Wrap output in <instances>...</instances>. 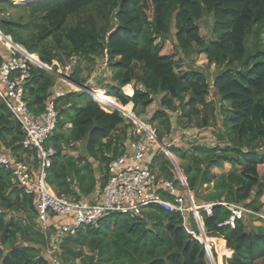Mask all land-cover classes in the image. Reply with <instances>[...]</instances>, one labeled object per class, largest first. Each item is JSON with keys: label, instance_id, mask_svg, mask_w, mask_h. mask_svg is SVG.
<instances>
[{"label": "trees", "instance_id": "obj_1", "mask_svg": "<svg viewBox=\"0 0 264 264\" xmlns=\"http://www.w3.org/2000/svg\"><path fill=\"white\" fill-rule=\"evenodd\" d=\"M31 1L35 0L13 5L0 0V35L12 43L11 49L42 68L31 67L24 85L28 110L37 116L46 102H52L58 113L46 143L55 150L46 172L52 191L71 200L99 193L107 181L110 160L119 157L128 142L147 138L144 132L135 133L134 124L125 118L133 116L130 104L139 118L159 97V109L146 124L160 142L172 129L169 113L178 114L179 122L197 130L210 128L220 116L217 145L166 149L195 204L211 205L210 214L201 209L199 217L205 238L217 252L225 248L224 253L232 252L231 257L222 258L223 264L264 263V221L246 215L230 229L224 225L230 212L222 205L237 204L264 215L259 202L264 175L257 171L264 165L260 150L264 142V0H40L27 4ZM10 9L17 14L7 17ZM205 16L212 21L207 40L198 26ZM167 44L171 45L168 52ZM179 52L206 57L208 66L218 70L211 85L201 72L179 70L180 62L175 61ZM6 55L0 47V64ZM72 58L91 64L106 58L115 85L103 88L107 96L93 91L100 97L101 108L81 91L54 98L58 81L43 69L49 70L53 62L66 67ZM80 73L77 61L67 77L84 85ZM132 83L138 86L133 93ZM123 88L132 95H125ZM211 90L218 103L208 100ZM103 107L119 109L125 117L118 111L106 113ZM22 141L18 123L0 100V151L15 161L34 157V151L23 149ZM224 165L231 166L228 173L212 174V169ZM150 168L158 178L182 188L172 162L157 146ZM36 203V195L26 196L9 171H0V264H52L48 255L43 256L50 243L36 223ZM249 217L262 224L249 225ZM185 218L152 207L134 219L110 215L97 227L86 226L57 240L53 264H211L204 245L195 238L199 232L193 216L188 213ZM57 224L54 218L50 234L57 232ZM218 240L225 242V248ZM211 254L215 259L214 249Z\"/></svg>", "mask_w": 264, "mask_h": 264}, {"label": "built area", "instance_id": "obj_2", "mask_svg": "<svg viewBox=\"0 0 264 264\" xmlns=\"http://www.w3.org/2000/svg\"><path fill=\"white\" fill-rule=\"evenodd\" d=\"M53 63L58 66L56 62ZM31 67L40 68L15 50L7 53L0 64V100L19 125L23 134V149L35 152L34 157L28 160L15 161L0 151V171H9L13 183L26 196L36 195V223L50 243L47 253L55 249L57 240L59 242L61 238L73 236L86 226L97 227L100 221L110 215L134 219L149 207L178 213L183 218L188 213L194 218L200 209L210 212L211 205L196 206L177 167L174 166L181 189L172 181L158 178L153 173L150 164L154 157V146L167 154L155 143V138L128 142L123 153L107 164V181L98 194L79 200L56 195L46 182V172L50 168L55 150L46 147V143L57 125L58 113L52 102L45 103L44 111L40 115L35 116L28 110L24 102V85L29 79ZM63 93L59 90L54 92V98L61 97ZM222 205L230 212L224 223L230 229H234L237 221L243 220L246 215L264 220L263 215L240 205ZM54 218H58L57 232L50 234L48 227ZM195 238L206 246L202 238Z\"/></svg>", "mask_w": 264, "mask_h": 264}, {"label": "rangeland", "instance_id": "obj_3", "mask_svg": "<svg viewBox=\"0 0 264 264\" xmlns=\"http://www.w3.org/2000/svg\"><path fill=\"white\" fill-rule=\"evenodd\" d=\"M10 1H12L13 5H15V4H20V3H17L18 1L23 2V1H27V0H10ZM23 3H25V2H23ZM16 14H17L16 10L10 9V10H8V13L6 14V16L9 17L11 15H16ZM211 25H212V21H211V18L208 16H205L204 18H202V20L198 23L200 35L203 38H205L206 40L208 38H210ZM171 34H172V37L174 38L175 31L173 28L171 29ZM2 38H3L2 35H0V47H4L6 53L13 52V50L11 49V48H13L12 43L11 42H5L2 40ZM170 47H171V45L167 44L165 47V51L166 52L170 51ZM77 61L80 62V71H81V73L79 74L80 78L86 80L84 85H79V86L83 87V90L81 88L78 89L77 87L73 86L72 84L68 83V81H67V80H69L67 75L69 73H71L72 68L75 67V62H77ZM175 61L180 62L179 70H181V71L193 70V71L201 72L204 75H206V77L208 78V81L210 82V85H211L212 79L218 73V70L215 69L213 66H208L206 57L203 54L192 55L190 57H186L185 55H183L182 53L179 52L175 57ZM32 64H34V63H32ZM51 66L56 67V70H54L52 67H51V69L49 67V70H46V69H44V70L48 71V73L52 72L50 74L55 76L57 81H58L55 88L53 89V92H56L58 90L63 91V92H68V91L85 92L88 96H90L92 98V100H94L98 104L97 101H100V97L92 94L93 91H100L101 90L104 93V95L107 96L106 92L103 88H110V87L115 85V82H113L111 79L112 72L109 69V67L107 66L106 58L97 59V60H95L94 64L88 63L87 61H84V60H76L75 58H72L70 60V62L68 64H66V67L62 68L59 65L55 66L54 63H53V65L51 64ZM135 87H138V86H136L133 83L129 86L132 93H133ZM84 88H86V89H84ZM123 93L124 94L126 93L124 91V88H123ZM132 93H131V95H132ZM91 95L95 99H93V97ZM125 95H127V94H125ZM111 99L113 100V102L116 103L115 99H113V98H111ZM208 100L218 103L217 102L218 98L215 96V94L212 90L210 92V96H209ZM103 102H107V100H104ZM100 108H101V106H100ZM157 109H159V97L155 98L154 103L146 110V112L144 114H141V116L139 118H137L132 113L131 108H130L129 112L134 117L131 116L128 118V117H125L120 112L119 109H113V110L107 109L106 110L103 107V111L106 113H111L113 111H118L119 113H121L125 118H127L131 123L134 124L135 128L133 127V129H135V133L144 132L146 134L145 137H147V139L151 140V138H155V140H156L155 143L158 144L159 147H161L165 151H167V149H166L167 147H174V148H180V149L186 150V149H190L191 147L197 146V145H207V146L217 145V141H215V135L220 131L221 126H222L220 116L217 117L216 123L213 124L210 128L203 129V130H197V129H194L192 127H189V128L185 127L186 122L185 121L179 122L178 114H170V113H169V116H170V120L172 123L171 132L168 136L165 137L163 142H160L156 138V135L154 133V129L150 125L146 124L147 121L152 116V114ZM152 141H153V139H152ZM160 143L163 146H161ZM219 145H221V144H219ZM260 148H261L260 149L261 151H264V142ZM77 149H78V151L81 152V150L83 149V145L82 144L77 145ZM66 153L70 154L71 156H74V157L77 155V152H69L68 150H66ZM171 159H172L174 165L177 167L175 159L172 156H171ZM94 167H95V169H97L98 168L97 164L96 165L94 164ZM230 168H231L230 165H224V167L222 169L214 168L211 171H212L213 175L219 176V175L228 173ZM237 171H239V169ZM257 171H258V174L260 176H263L264 175V165L258 166ZM175 172H176V170H175ZM259 202L262 204V208H261L262 211H264V194L260 198ZM196 206H198V205H196ZM200 207H203V206H200ZM207 214L209 215L210 212H208ZM259 215H260V213H259ZM250 220H252V221H250ZM194 221L196 223V226H197V229L199 232L198 238H201V230H203V226H202V221L199 217V214L194 216ZM247 221L250 222L249 225H251V226H259L262 224L261 222L254 221L253 218L250 219V217L247 218ZM53 236L55 237V235H53ZM205 244H206V246L204 247V249L206 252V256L207 255L210 256L211 261H212L211 264H223L222 258H224V257L229 258L228 256L230 253H224L222 250H220L218 253L217 250H214L215 259H213L212 254H210L211 249H214L213 248V246H214L213 242L211 240L210 241L205 240ZM54 252L55 251L53 249V250H50L49 253L44 252V254H43V256L48 255L49 260L51 259L52 264L54 263V260H53ZM86 253L89 254L87 251H86ZM207 263H208V260H207ZM208 264H210V263H208ZM261 264H264V263H261Z\"/></svg>", "mask_w": 264, "mask_h": 264}, {"label": "water", "instance_id": "obj_4", "mask_svg": "<svg viewBox=\"0 0 264 264\" xmlns=\"http://www.w3.org/2000/svg\"><path fill=\"white\" fill-rule=\"evenodd\" d=\"M38 1H40V0H35V1L27 2V4L36 3V2H38ZM63 79H64V78H63ZM65 79H66V78H65ZM67 81H68V83L72 84L73 86L77 87L78 89L81 88V89L83 90V87H82V86H79V85H77V84H75V83H72V82L69 81V80H67ZM84 89H86V88H84ZM160 145L163 146L161 143H160ZM169 159H170V161L172 162L173 166H175L174 163H173V161L171 160V158H169ZM175 167H176V166H175ZM177 169H178V168H177ZM187 190H188V189H187ZM188 192H189V191H188ZM202 239H204V237H202Z\"/></svg>", "mask_w": 264, "mask_h": 264}, {"label": "crops", "instance_id": "obj_5", "mask_svg": "<svg viewBox=\"0 0 264 264\" xmlns=\"http://www.w3.org/2000/svg\"><path fill=\"white\" fill-rule=\"evenodd\" d=\"M29 55V54H28ZM27 58V57H26ZM128 96H131V95H128ZM130 108L132 109V106L130 105ZM205 235H204V231L202 230L201 231V237H204ZM204 239L207 241H210L209 239H206L205 237H204ZM218 241H221L222 243H223V246H224V248H225V242L223 241V240H218ZM213 248H214V250H216V247H215V245L213 246ZM221 250H226V248L225 249H221ZM229 251V250H228ZM210 252V251H209ZM229 256L228 257H231V254H232V252L231 251H229ZM211 254V253H210Z\"/></svg>", "mask_w": 264, "mask_h": 264}, {"label": "clouds", "instance_id": "obj_6", "mask_svg": "<svg viewBox=\"0 0 264 264\" xmlns=\"http://www.w3.org/2000/svg\"><path fill=\"white\" fill-rule=\"evenodd\" d=\"M38 58V57H37ZM39 60V59H38ZM41 63V62H40ZM58 65V64H57ZM48 67H51V66H48ZM53 68V67H52ZM163 152V151H162ZM167 152V154H165L164 152V154L167 156V158L169 159V158H171V156H170V154L168 153V151H166ZM172 160V159H171ZM201 210V209H200ZM198 214H199V212H198ZM199 236V235H198ZM205 237V236H204ZM202 238V237H201ZM205 247V246H204Z\"/></svg>", "mask_w": 264, "mask_h": 264}, {"label": "bare ground", "instance_id": "obj_7", "mask_svg": "<svg viewBox=\"0 0 264 264\" xmlns=\"http://www.w3.org/2000/svg\"><path fill=\"white\" fill-rule=\"evenodd\" d=\"M204 240V243H205V239H203Z\"/></svg>", "mask_w": 264, "mask_h": 264}]
</instances>
